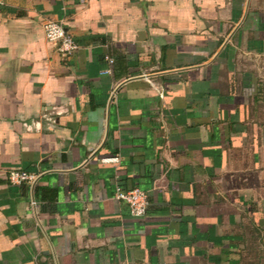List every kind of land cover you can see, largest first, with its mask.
Here are the masks:
<instances>
[{"label":"crops","instance_id":"obj_1","mask_svg":"<svg viewBox=\"0 0 264 264\" xmlns=\"http://www.w3.org/2000/svg\"><path fill=\"white\" fill-rule=\"evenodd\" d=\"M0 14V264H264V0H3ZM116 186L147 193L143 218Z\"/></svg>","mask_w":264,"mask_h":264},{"label":"built area","instance_id":"obj_2","mask_svg":"<svg viewBox=\"0 0 264 264\" xmlns=\"http://www.w3.org/2000/svg\"><path fill=\"white\" fill-rule=\"evenodd\" d=\"M3 4V0H0V6ZM1 22V14H0ZM43 31L48 43L53 44L56 47L57 52L62 57H70L77 51L78 45L73 40L72 36L64 29L63 25L59 22L47 20L43 24ZM111 63L112 59L106 57ZM114 91L111 92L113 96ZM118 161V158L114 159ZM38 175L34 173H28L20 170H10L7 172V180L12 185L22 184H34L37 181ZM114 198L128 205L130 213L135 218H143L146 215L149 200L145 191L137 187L123 188L116 186L114 192ZM30 205L32 208L36 207V202L31 200Z\"/></svg>","mask_w":264,"mask_h":264},{"label":"rangeland","instance_id":"obj_3","mask_svg":"<svg viewBox=\"0 0 264 264\" xmlns=\"http://www.w3.org/2000/svg\"><path fill=\"white\" fill-rule=\"evenodd\" d=\"M252 62H253V65H255L256 67H260V68H264V59H259V60H252ZM262 73V72H261ZM261 76H264V74H261ZM264 78V77H263ZM263 78L261 77V79L260 80H263ZM261 84V83H260ZM263 89V90H262ZM261 90H260V95H261V102H260V115L262 116V118H263V116H264V111H263V113H262V104L264 105V88H262ZM264 110V109H263ZM263 114V115H262ZM256 175H255V177L253 176V179H254V181H255V183H257L258 185L260 184V186H262V192L264 193V179H261L260 178V174L259 175H257V173H255ZM261 177H262V175H261ZM263 178V177H262Z\"/></svg>","mask_w":264,"mask_h":264}]
</instances>
